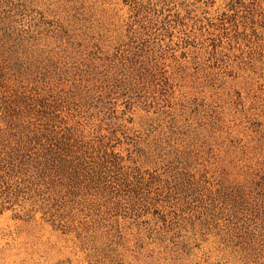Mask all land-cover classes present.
Returning <instances> with one entry per match:
<instances>
[{"label":"trees","instance_id":"trees-1","mask_svg":"<svg viewBox=\"0 0 264 264\" xmlns=\"http://www.w3.org/2000/svg\"><path fill=\"white\" fill-rule=\"evenodd\" d=\"M121 1L129 31L109 45L0 1V210L29 202L50 223H227L264 263V165L226 162L212 125L183 120L186 95L176 97L197 37L172 0ZM240 1L235 18L257 12L259 0ZM228 24L222 33L239 27Z\"/></svg>","mask_w":264,"mask_h":264},{"label":"rangeland","instance_id":"rangeland-1","mask_svg":"<svg viewBox=\"0 0 264 264\" xmlns=\"http://www.w3.org/2000/svg\"><path fill=\"white\" fill-rule=\"evenodd\" d=\"M0 1L26 9L36 22L61 23L68 36H101L106 45L123 40L129 31V10L121 0ZM241 3L172 0L171 8L180 12L198 44L188 53L187 76L178 82L176 97L186 95L183 120L201 129L212 125L208 135L225 148L226 162L243 158L256 167L264 165V0L258 1L257 12L235 18L230 10ZM232 21L239 27L222 33ZM180 57L185 58L183 52ZM234 241L240 240L227 223L202 219L50 223L42 213L32 212L29 202L22 209L12 205L0 210V264H264Z\"/></svg>","mask_w":264,"mask_h":264}]
</instances>
